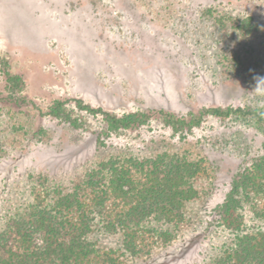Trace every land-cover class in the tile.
I'll list each match as a JSON object with an SVG mask.
<instances>
[{"label":"rangeland","instance_id":"obj_1","mask_svg":"<svg viewBox=\"0 0 264 264\" xmlns=\"http://www.w3.org/2000/svg\"><path fill=\"white\" fill-rule=\"evenodd\" d=\"M91 108L151 117L109 129ZM257 116L264 0H0V234L11 219L52 208L54 194L104 161L168 153L199 164L186 221L144 222L158 244L150 239V254L138 257L99 219L89 240L126 264H210L240 234L264 231L247 191L236 196L237 227L222 226L220 209L214 216L234 178L239 185L264 154Z\"/></svg>","mask_w":264,"mask_h":264},{"label":"trees","instance_id":"obj_2","mask_svg":"<svg viewBox=\"0 0 264 264\" xmlns=\"http://www.w3.org/2000/svg\"><path fill=\"white\" fill-rule=\"evenodd\" d=\"M61 110L62 103L57 102L55 110L49 113L58 116ZM91 110L103 114L109 129L116 130L138 128L151 117L148 113L118 117L100 108ZM207 111L230 116L239 115L240 109ZM159 113L168 114L164 110ZM257 117L264 122L262 116ZM168 157L171 159L166 161ZM197 165L187 159L173 160L168 153L145 159L127 157L104 161L99 170L88 171L70 190L54 194L52 208H36L28 220L11 219L0 234V264H126L114 250L96 248L89 240L97 219L106 231L122 233L124 249L130 255L138 257L142 251L150 254L149 247L158 244L159 236L143 223L151 219L176 224L186 221L184 208L198 197L189 181L197 177L200 169ZM102 170L107 177L99 178ZM242 191L257 196L255 213L264 216V154L252 171L239 173V185L234 178L215 211L216 217L218 209L223 212L220 223L227 229L240 224V217L238 220L234 211L236 196ZM150 239L151 245L146 246ZM210 264H264V231L240 234L233 246Z\"/></svg>","mask_w":264,"mask_h":264}]
</instances>
